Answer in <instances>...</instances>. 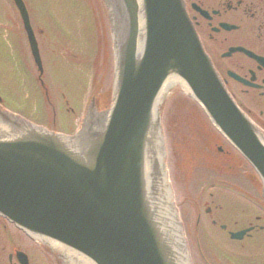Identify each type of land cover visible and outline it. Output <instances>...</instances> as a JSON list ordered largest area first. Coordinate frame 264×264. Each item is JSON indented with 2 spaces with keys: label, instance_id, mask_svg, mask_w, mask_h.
Segmentation results:
<instances>
[{
  "label": "water",
  "instance_id": "water-1",
  "mask_svg": "<svg viewBox=\"0 0 264 264\" xmlns=\"http://www.w3.org/2000/svg\"><path fill=\"white\" fill-rule=\"evenodd\" d=\"M16 3L41 65L24 2ZM108 5L115 53L110 108L91 109L74 136L0 112V211L92 264H189L159 153L165 82L185 80L214 125L263 174L264 144L217 77L182 0Z\"/></svg>",
  "mask_w": 264,
  "mask_h": 264
},
{
  "label": "rangeland",
  "instance_id": "rangeland-1",
  "mask_svg": "<svg viewBox=\"0 0 264 264\" xmlns=\"http://www.w3.org/2000/svg\"><path fill=\"white\" fill-rule=\"evenodd\" d=\"M24 1L30 9L34 26L38 24L46 29L47 37H41L40 43L46 70L44 79L51 91L50 102L45 101L39 92V87L32 76V62L31 59L29 61L26 50L19 76L11 71L6 75L5 71L0 69V92L4 94L7 105L12 109L47 126H56L61 132L71 133L74 127L79 125L78 121L80 122L82 117L80 111L77 114L76 108H81L82 101L88 97L92 89L91 82L99 79L95 76L96 70L90 64L97 61L96 57L100 60L104 59L102 48L105 47L106 42L108 45V36L103 32L105 25L101 19L100 0ZM101 21H103V30L100 26ZM17 38L22 40V34L19 33ZM34 75L36 78L37 73L34 72ZM102 77L100 73V78ZM180 97L182 99L175 96L177 100L172 102L169 111V132L173 139V150L177 158L182 160V163L179 160L180 169L179 173L177 172L180 176L181 191L176 190V204L179 207V215H182L180 218L190 226L194 220L193 212L203 200H210L208 193L213 189L209 187L204 189V187L214 180L207 181L217 176L226 178L223 174L236 172L228 170L231 158L224 160L219 154L213 153L212 145L217 138L204 142L195 134L198 130L207 131L204 118L187 97ZM65 104L66 107L70 105L75 112L71 114L65 112ZM7 105L5 104L6 107ZM52 109L59 111L56 120ZM173 177L175 178V175ZM216 182L220 183V187L224 186L222 181ZM184 197L187 201L183 199ZM179 200L188 207L185 205L180 207ZM211 200H217L216 194ZM255 213L254 216L257 215ZM228 215L231 218V215ZM248 216L251 214L248 213ZM244 217L247 218L245 215ZM220 222L222 221L218 224ZM237 222L244 221L238 219ZM232 223L235 224L236 221ZM203 225L212 224L210 220H206ZM229 226L237 228L243 225ZM33 258L39 259L37 264H52V258L46 253L41 254L38 250L33 253ZM54 259L56 258L53 257Z\"/></svg>",
  "mask_w": 264,
  "mask_h": 264
},
{
  "label": "flooded vegetation",
  "instance_id": "flooded-vegetation-1",
  "mask_svg": "<svg viewBox=\"0 0 264 264\" xmlns=\"http://www.w3.org/2000/svg\"><path fill=\"white\" fill-rule=\"evenodd\" d=\"M1 1L5 3L9 0ZM185 2L204 47L229 93L264 132V65L242 51H231L232 48L243 47L264 58V0ZM4 32L0 63L10 66L14 53H17L15 58L20 62L23 42L16 39L20 33L16 27L11 32L5 28ZM241 196L248 197L242 193ZM207 207L204 212L213 224H217L212 207ZM215 208L222 209V206L215 205ZM244 228L251 230L237 241L231 239L229 225H196L194 251L197 264H264V225H247ZM24 239L19 229L0 217V264H18L15 256L17 250L24 247Z\"/></svg>",
  "mask_w": 264,
  "mask_h": 264
},
{
  "label": "bare ground",
  "instance_id": "bare-ground-1",
  "mask_svg": "<svg viewBox=\"0 0 264 264\" xmlns=\"http://www.w3.org/2000/svg\"><path fill=\"white\" fill-rule=\"evenodd\" d=\"M176 212V211H175ZM176 216H178V214H177V212H176ZM179 223V222H178ZM179 228H180V226H179ZM68 256V255H67ZM69 260L72 262V264L74 263V264H90L89 262H82V261H80L79 259H76V258H73V257H70L69 256Z\"/></svg>",
  "mask_w": 264,
  "mask_h": 264
}]
</instances>
